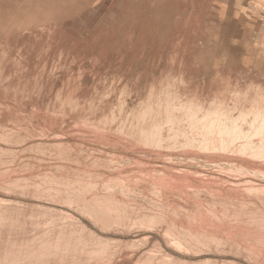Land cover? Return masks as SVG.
I'll return each instance as SVG.
<instances>
[{
  "label": "rangeland",
  "instance_id": "374dc122",
  "mask_svg": "<svg viewBox=\"0 0 264 264\" xmlns=\"http://www.w3.org/2000/svg\"><path fill=\"white\" fill-rule=\"evenodd\" d=\"M147 1L0 0V54L4 51L11 55L5 56L10 58L6 62L11 66L17 49L10 52L1 48L7 38H34L56 29L66 31L70 42L77 44V52L81 49L85 56L100 49V43L96 41L100 34L114 30L123 39V28L128 29L132 22L142 23L143 37L149 38L151 44H143L139 51L146 52L147 58L151 53L158 56L154 64L155 79L160 76L156 86L161 88V82H164L165 70L161 69H165L169 55H178L189 58L191 67L201 74L196 83L212 84L223 91L222 99L228 102L229 108L233 107L235 99L242 98L240 94L235 96L241 90L255 91L264 103V93H259L264 91V87H259L264 86V76L253 73L246 64L226 61L225 49L236 50L232 44L240 40L241 31L240 18L234 19L235 23L217 18V9L223 0H196V3L195 0H192L194 3L188 0ZM204 4L207 8L202 6ZM178 21L183 29L177 26ZM46 26L49 30L42 29ZM185 32L191 33L186 35ZM11 35L17 36L12 38ZM187 37L191 38L187 40ZM179 39L186 42L185 46L182 42L179 44ZM176 41L189 51L183 47L179 51ZM116 46L111 45L112 51H116ZM53 48L34 50L32 62L39 63L31 62L24 69L27 73H15V76H22L19 89L3 88V91L0 88V264H264V167L260 165H264V161L256 159L251 164V160L238 161L235 160L238 158L230 159L232 156L225 155L218 163L212 154L211 158L210 155L203 157L204 153L196 156L194 153L199 148L193 150L187 146L172 152L174 159H171L170 151L148 146L131 138L125 130L115 131L94 124L92 113L97 105H109L112 111L107 110L109 116H125V111L136 102L137 93L145 92V86L149 89L153 79L142 78L134 84L125 80L134 79L143 69L120 74V70L100 68L99 75L95 76L89 59L81 55L79 59L73 56L67 61L59 53L60 47L54 48L56 51ZM174 50L181 54H170ZM50 53L55 59L49 58ZM41 56L44 64L37 60ZM56 56L64 65L55 61ZM4 79L0 80V87ZM120 79L122 82L118 81ZM72 81L88 94L77 97L76 109H81L82 105L89 112L78 114L72 108L74 105L65 104L62 108L58 103L61 101L57 100L56 94L67 89V85L73 86ZM48 83L54 88L50 89ZM48 89L56 90L50 92ZM48 91L52 97L55 95V101ZM11 93L17 96L16 101ZM19 93L24 95V101ZM40 94L43 99L38 97ZM211 98L209 101L216 100ZM17 101H21V105ZM52 102H56V106ZM88 106L90 108H86ZM235 115L237 118V112ZM248 125L243 126L245 133L251 131ZM257 140L260 141L258 137L254 138L256 143ZM201 159L204 161L200 162ZM207 161L212 164L208 165ZM246 161H249L248 165ZM253 164L259 165L257 169L256 166L253 169ZM95 199L100 201L99 204ZM195 207L205 215L195 213ZM258 221L263 223L259 225Z\"/></svg>",
  "mask_w": 264,
  "mask_h": 264
},
{
  "label": "bare ground",
  "instance_id": "6f19581e",
  "mask_svg": "<svg viewBox=\"0 0 264 264\" xmlns=\"http://www.w3.org/2000/svg\"><path fill=\"white\" fill-rule=\"evenodd\" d=\"M181 1V0H180ZM179 1V2H180ZM185 1V0H183ZM191 1L192 3H194V1L192 0H188V2ZM198 1V0H197ZM147 2H150L147 1ZM190 2V3H191ZM155 3V2H154ZM152 3V4H154ZM184 3V2H183ZM196 3V0H195ZM128 4V3H127ZM146 6L148 3H145ZM151 4V6H152ZM178 4V3H177ZM186 4H188L186 2ZM199 4V3H198ZM184 5V4H183ZM195 5V4H194ZM193 5V6H194ZM205 5V4H204ZM203 7L207 8L206 5ZM145 6V7H146ZM186 6V5H185ZM183 6V8L185 7ZM188 6V5H187ZM192 6V5H191ZM192 6V7H193ZM199 6V5H198ZM126 7V6H125ZM182 7V6H181ZM189 7V6H188ZM195 7V6H194ZM201 7V6H200ZM186 8V7H185ZM204 8V9H205ZM193 9V8H192ZM202 11V8L200 9ZM198 12H201V11ZM123 11V10H122ZM155 11H157L155 9ZM181 11H183L181 9ZM194 11V10H193ZM143 12V11H142ZM153 12V11H151ZM135 14V13H134ZM200 14V13H199ZM205 14V12H204ZM179 15V14H178ZM201 15V14H200ZM149 16V15H148ZM195 16V15H194ZM176 17V16H175ZM189 17V16H188ZM136 18V17H135ZM138 18V17H137ZM148 18V17H147ZM195 18V17H194ZM201 18V17H200ZM188 19V18H187ZM191 19H193L191 17ZM120 20V19H119ZM145 20V19H144ZM195 20V19H193ZM181 21V20H180ZM190 21V19H189ZM187 21V23L189 22ZM196 21V20H195ZM124 22V21H123ZM147 22V21H146ZM183 22V20H182ZM185 22V21H184ZM183 22V23H184ZM192 22V21H191ZM197 23V22H195ZM200 23V22H199ZM203 23V22H202ZM141 24V27H140ZM138 26L136 24H134L132 22V24L130 25V27L128 29H122L121 31L122 33V37L123 39H121V37H119L118 35H116L114 33V30L112 32H106L107 34H100L97 38L96 41H98L100 44V49L99 50H94V52H92L91 54H85V56L82 55V53L80 52V50H78L79 52H77V44L70 42L69 38L67 37L66 31H59L56 29H52L49 30L46 26V28H42V29H48L49 31H47V34L44 33H40L38 34V36H34V38H24V37H18L16 39H11V38H7L2 44L3 49H6V51H16L15 49H17V53L15 52L14 54V60L11 61V66L9 65V62L7 63L6 60H10L5 58L7 54L4 53V51H2V54H0V80H2V87L0 88H4V89H11V88H18L20 86V80H22V76H18V74H16L17 76H15V73H20L23 72L25 67L30 66L31 62H32V58L34 55V50L36 48H44V50L46 51L47 49H50L52 47L56 48L60 47L61 49V54H63L65 56V59L68 61L69 58L71 57H76L74 59H79V56H83L84 59L87 58L90 60L89 64L90 66H92L93 69V75L98 76L99 75V71L100 68H104L106 71H119V73H123V72H127L128 71H133L134 73L138 72L140 69L142 70V73L140 71L139 74H137V77H135L134 79H130L128 80L127 78L125 79L127 82L129 83H133V82H137L139 80H141L142 78L147 79L148 77H151L152 83L149 87V89H145V87H143V89L145 90V92H141V93H137L136 95V102H133V105L131 108H128V106L126 107V110L128 108V111H125V116H116V115H107V110L109 111L111 107H109V105L106 106L103 105L100 107V105H97V107L93 110L94 113H92V119H94V124L96 125H103L105 128L111 129V130H125L126 132L129 133V135L134 138H137V140H139L140 142H144L146 145L148 146H152L153 148H157L159 149V151H164L168 150L170 151V155L173 154L172 152H175L176 150H178V148L180 147H185L187 146L188 148H193V150H195L196 148H199L198 150L195 151L194 154H196V156H198L197 154L199 153H204L205 155L203 157H209L211 158V154L213 156V158H217L218 159V163L219 160L222 159L223 156H232V158L230 159H235L238 160L239 159H248L251 160V164L252 161H257L256 159H262L264 161V103H263V98L261 97V99L257 98V94H255V91H252V93H248V91H242L241 93H237L235 94V96H241V99H235L234 100V105L232 108H229L227 106L228 102L226 100H223V91L220 89H215V86L210 84V85H205L202 86L199 83H196V79L198 77V75L200 73H197V70L193 69L191 67V63H189L188 59H186L185 57H180L178 55H175L176 50L170 52V54L175 53V57H172L169 55V57L167 58V64L165 63L166 67L165 69L162 68L161 70H165V75L164 74H160V75H164V82H161V88L156 86L159 84H155V82L157 81V78L160 77L159 75L156 77L155 79V61L157 60L156 54L151 53L150 58H147L148 54L146 52H142L141 50L139 51L140 48H142L143 44H151V40H149V38L147 37H143L144 35L142 34V28L144 25H142V23H140ZM177 24H179V21L177 22ZM176 24V25H177ZM201 24V23H200ZM58 25V24H57ZM57 25H53L52 27H55L57 29L59 28H63L62 26H57ZM65 25V24H63ZM199 25V24H198ZM202 25V24H201ZM112 26V25H111ZM180 27V24L177 25ZM184 26H186V24L184 23ZM177 27V29L179 30L180 28ZM195 27V26H194ZM200 27V25H199ZM202 27V26H201ZM112 28V27H111ZM191 28V27H190ZM190 28L188 30H190ZM41 29V30H42ZM64 29V28H63ZM110 29V28H109ZM183 29V27H182ZM180 29V30H182ZM66 30V29H65ZM178 30H176V32H178ZM55 31V32H54ZM183 31V30H182ZM192 31V30H191ZM202 31V30H201ZM100 32V30H99ZM175 32V33H176ZM181 32V31H180ZM194 32V31H193ZM192 32V33H193ZM198 32V31H197ZM20 35H22L21 32H19ZM73 33V32H72ZM188 33V32H187ZM185 32L186 35H188ZM202 33V32H201ZM70 34V33H69ZM173 34V33H172ZM194 34V33H193ZM192 34V35H193ZM18 35V33H17ZM15 35V36H17ZM24 35V34H23ZM34 35V34H32ZM146 35V34H145ZM177 35V34H176ZM175 35V36H176ZM191 35V34H190ZM204 35V34H203ZM14 35H11L10 37H13ZM26 37V35H24ZM71 36V35H70ZM97 36V35H96ZM151 36V35H150ZM195 36V35H194ZM29 37V36H28ZM73 37V35H72ZM156 37V36H155ZM186 37V36H184ZM206 36H204L205 38ZM71 38V37H70ZM75 38V37H73ZM151 38V37H150ZM182 38V37H181ZM191 37H189L190 39ZM76 39V38H75ZM187 37V40H189ZM195 39V38H194ZM88 40V39H86ZM90 40V39H89ZM88 40V41H89ZM183 40V39H182ZM91 41V40H90ZM94 41V40H93ZM191 41V40H190ZM178 42H180L179 44H181L182 41H180V39L178 40ZM178 42L176 41L175 43L178 44ZM192 42V41H191ZM195 42V41H194ZM2 43V42H1ZM167 43V42H166ZM79 44V43H78ZM88 44V43H87ZM92 42L89 44L91 45ZM116 46V51H112V46L114 45ZM177 46L178 50L180 48L183 47V49H187L184 48V44H186V42H182V45ZM191 43H189L190 46ZM95 45V43L93 44ZM176 45V44H175ZM188 45V44H187ZM167 46V44H166ZM187 46V47H189ZM193 46V45H192ZM84 47V46H83ZM53 48V49H54ZM81 48V46H80ZM99 48V47H98ZM160 48V47H159ZM165 48V47H164ZM170 48V47H169ZM190 48V47H189ZM79 49V48H78ZM158 49V48H157ZM163 49V48H162ZM14 50V51H13ZM55 50V49H54ZM53 50V51H54ZM58 50V51H60ZM172 50V49H171ZM184 50V51H185ZM189 51V49H187ZM48 51V50H47ZM52 51V52H53ZM56 51V50H55ZM82 51V50H81ZM90 51V50H89ZM92 51V50H91ZM158 51V50H157ZM170 51V49H169ZM168 51V53H169ZM179 51H182L179 50ZM183 51V52H184ZM191 51V50H190ZM8 52V53H10ZM40 52H43L42 50ZM51 52V51H50ZM182 52V53H183ZM4 53V54H3ZM44 53V52H43ZM58 53V52H57ZM58 53V54H59ZM186 53V52H185ZM11 54V53H10ZM12 54V55H13ZM40 55V53H38ZM37 54V55H38ZM42 54V53H41ZM57 54V55H58ZM177 54H181V52H178ZM188 54V53H186ZM53 55V53H50V57L49 58H54L55 57H51ZM56 55V54H55ZM163 55V54H162ZM190 55V54H188ZM192 55V54H191ZM11 56V55H8ZM44 56V55H42ZM41 56V57H42ZM48 56V54H47ZM47 56H45V58H47ZM161 56V55H159ZM40 57V58H41ZM58 57H62L63 56H58ZM81 57V58H83ZM188 57V56H186ZM39 58V57H38ZM37 59L42 61L43 57L41 59ZM161 58V57H160ZM159 58V59H160ZM165 58V57H164ZM51 59H46L50 60ZM63 59V60H65ZM72 59V61L74 60ZM83 59V60H84ZM166 59V58H165ZM36 60V59H33ZM70 60V59H69ZM82 60V59H81ZM162 60V59H161ZM45 61V60H44ZM44 61L43 64H44ZM49 61V62H50ZM55 61H59L57 56H56V60ZM38 61H36L37 63ZM60 62V61H59ZM66 62V61H65ZM82 62V61H81ZM33 63V62H32ZM33 63V64H36ZM39 63V62H38ZM41 63V62H40ZM53 63V61H52ZM61 63V62H60ZM64 63V62H62ZM61 63V64H62ZM76 63V62H75ZM160 63V61H159ZM158 63V64H159ZM47 64V63H45ZM54 64H56L54 62ZM52 64V65H54ZM70 64V63H69ZM67 64V65H69ZM58 65V64H56ZM64 65V64H62ZM65 65V66H67ZM75 65V64H74ZM157 66V65H156ZM61 67V65H60ZM63 67V66H62ZM61 67V68H62ZM158 68V67H156ZM27 69V68H26ZM30 69V68H29ZM79 69V68H78ZM80 70V69H79ZM30 71V70H29ZM81 71V70H80ZM161 71V72H162ZM25 72V71H24ZM84 72V71H83ZM87 72V71H86ZM160 72V73H161ZM27 73V72H25ZM25 73H23L22 75H24ZM81 73V72H80ZM91 73V72H90ZM129 73V72H127ZM125 73V74H127ZM65 74V73H64ZM63 74V75H64ZM67 74V73H66ZM65 74V75H66ZM78 74V73H77ZM85 74V73H83ZM92 74V73H91ZM98 74V75H96ZM103 74H105V72H102V76H104ZM116 73H114L115 75ZM68 75V74H67ZM66 75V76H67ZM81 75V74H80ZM123 75V74H122ZM121 75V79H123V76ZM151 75V76H150ZM201 75V74H200ZM79 76V75H78ZM89 76V74H88ZM106 76V74H105ZM104 76V77H105ZM112 76V75H111ZM50 77V76H49ZM64 77V76H63ZM101 77V76H100ZM108 77V75H107ZM116 79L118 78L115 75ZM113 77V78H115ZM250 77V76H249ZM56 78V77H55ZM65 78V77H64ZM67 78V77H66ZM97 78V77H96ZM102 78V77H101ZM120 78V77H119ZM252 78V77H251ZM24 79V78H23ZM50 78H48L47 82L49 81ZM82 79V78H81ZM92 79V78H91ZM112 79V77H111ZM120 80V82H122ZM162 79V78H161ZM160 79V80H161ZM42 80H46V79H42ZM67 80V79H66ZM64 79V81H66ZM72 80V79H71ZM69 80V81H71ZM76 80V79H75ZM74 80V81H75ZM100 80V79H98ZM108 80V79H107ZM110 80V79H109ZM114 80V79H112ZM148 80V79H147ZM146 80V81H147ZM24 81V80H23ZM63 81V82H64ZM72 81V82H74ZM116 81V80H115ZM125 81V83H126ZM257 82H259V80H256ZM262 81V80H260ZM6 82V84H5ZM97 82V81H96ZM168 82V83H167ZM179 82V83H178ZM208 82V81H207ZM213 82V81H211ZM22 83V82H21ZM67 83V82H66ZM75 83V82H74ZM149 83V81H148ZM157 83V82H156ZM160 83V82H159ZM166 83V84H164ZM210 83V82H209ZM208 83V84H209ZM261 83V82H260ZM49 84V83H48ZM71 84V83H70ZM127 84V83H126ZM134 84V83H133ZM132 84V85H133ZM140 84V83H139ZM263 84V81H262ZM50 85V84H49ZM53 85V84H51ZM50 85V86H51ZM95 85L98 84L95 83ZM146 85V84H145ZM261 85V84H260ZM23 86V85H22ZM66 86V85H65ZM67 89L65 88V90L63 89L62 91L58 92L56 94L57 100H60L61 102L58 101V103H60V105L62 106V108H64L63 106L65 104H72V108L75 109V112L79 113H85V112H89L88 110H84L85 107H83L81 105V110L79 108V110L76 109V102L75 101L78 97L80 96H85L86 94L84 92L81 91L80 87L77 82L73 85V86H69L67 85ZM100 86V84H99ZM149 86V85H148ZM248 86H252V85H248ZM259 86V85H258ZM46 87V86H45ZM48 87V86H47ZM46 87V88H47ZM53 86L50 87V89ZM102 87V86H101ZM106 87V86H104ZM128 87V85H127ZM132 87V86H131ZM259 87H264V86H259ZM258 87V89H259ZM22 89L24 87H21ZM30 88V87H28ZM49 88V87H48ZM54 88V87H53ZM56 88V87H55ZM160 88V89H158ZM248 90L249 87H247ZM254 88V87H253ZM3 89V91H4ZM19 89V88H18ZM25 89V88H24ZM45 89V88H44ZM48 89V90H50ZM108 89V88H107ZM112 89V88H110ZM108 89V90H110ZM115 89V88H114ZM245 89V88H243ZM256 89V88H255ZM47 90V89H46ZM54 90V89H52ZM52 90H50V92H52ZM56 90V89H55ZM54 90V91H55ZM90 90H92L90 88ZM108 90L102 91L105 93H109ZM113 90V89H112ZM130 90V89H128ZM254 90V89H253ZM15 91V90H13ZM11 90V92H13ZM17 91V89H16ZM15 91V92H16ZM24 91V90H23ZM95 91V90H94ZM92 93H95V92ZM126 91V90H125ZM260 91V90H259ZM262 91V90H261ZM9 92V91H8ZM6 92V93H8ZM14 92V93H15ZM19 92V91H18ZM49 92V91H48ZM46 92V93H48ZM49 92V93H50ZM57 92V91H56ZM88 92V91H85ZM111 92V91H110ZM114 92V91H113ZM2 94H4L1 91ZM5 93V94H6ZM101 93V90H100ZM104 93V94H105ZM122 93V92H120ZM208 93V94H207ZM264 93L263 92H259ZM13 94V93H11ZM16 95L17 92L15 93ZM37 94V93H36ZM53 94V93H52ZM98 94V93H97ZM132 94V93H131ZM251 94V95H250ZM258 94V95H260ZM7 95V94H6ZM23 95V94H22ZM47 95V94H46ZM45 95V98H46ZM88 95V94H87ZM86 95V97H87ZM108 95V94H107ZM123 95V94H122ZM208 95V96H207ZM5 97V95H3ZM2 96V97H3ZM10 96V95H9ZM19 96L20 93H19ZM18 96V98H19ZM27 96V95H26ZM37 96V95H36ZM35 96V97H36ZM42 95H38V97ZM51 96V93H50ZM55 96V95H54ZM54 96L52 97V100L55 101ZM93 96V95H92ZM95 97L96 94H94ZM101 96V95H98ZM105 96V95H104ZM17 97V96H16ZM16 97H14L13 94V98L15 99ZM23 96H21L20 98L23 100ZM39 97V98H41ZM55 97V98H56ZM91 97V96H90ZM109 97V96H108ZM212 97L211 99H216L213 101H209V98ZM6 98V97H5ZM10 98V97H8ZM7 98V99H8ZM30 99H32L31 97H29ZM37 98V97H36ZM44 98V97H43ZM41 98V99H43ZM48 98V96H47ZM112 98V97H111ZM117 98V97H116ZM40 99V100H41ZM83 99V98H82ZM81 99V100H82ZM103 99V98H102ZM105 99V98H104ZM107 99V98H106ZM105 99V100H106ZM20 100V99H18ZM26 100V99H25ZM29 100V99H28ZM38 100V99H37ZM100 100V99H98ZM124 100V99H123ZM135 100V99H134ZM16 101V99H15ZM24 101V100H23ZM32 101V100H31ZM45 101V100H44ZM43 101V102H44ZM80 101V100H79ZM103 102V100H101ZM21 102V101H20ZM20 102L17 101V104ZM30 102V101H29ZM34 102V101H33ZM49 102V101H48ZM84 102V101H82ZM99 102V101H97ZM121 102V101H119ZM127 102V101H126ZM212 102V104H210ZM32 103V102H31ZM29 103V104H31ZM36 100H35V106L36 105ZM39 103V102H38ZM53 103V102H52ZM101 103V102H100ZM99 103V104H100ZM110 104V102H108ZM114 103V102H113ZM129 103V102H128ZM18 104V105H19ZM47 104V103H46ZM45 104V105H46ZM56 104V102H55ZM53 103V105H55ZM87 104V103H86ZM89 104V103H88ZM105 104V103H103ZM127 104V103H126ZM210 104L209 107H207ZM247 104H250V106L248 107ZM21 105V104H20ZM34 105V104H32ZM40 106V104H38ZM43 105V103H42ZM50 105V104H49ZM84 105V104H83ZM96 105V103H95ZM111 105V104H110ZM122 105H125V103H122ZM24 106V105H23ZM38 106V107H39ZM56 106V105H55ZM61 106H59L58 108H61ZM42 107H46V106H42ZM67 107V106H65ZM83 107V108H82ZM118 107V106H117ZM40 108V107H39ZM70 107H68L67 109L69 110ZM71 108V109H72ZM86 108H90V106L86 107ZM122 108V107H121ZM120 108V109H121ZM5 109V108H4ZM43 109V108H42ZM93 109V108H92ZM118 109V108H117ZM119 109V110H120ZM6 110V109H5ZM45 110V109H44ZM53 110H55L54 106H53ZM64 110V109H63ZM62 111V109H61ZM60 111V112H61ZM111 111V110H110ZM123 111V109H122ZM122 111L118 112L121 113ZM112 112V111H111ZM237 112L238 117L236 118L235 113ZM58 113V112H57ZM64 114H66L65 112H63ZM61 113V114H63ZM68 113V112H67ZM72 113V112H71ZM109 113V112H108ZM73 114V113H72ZM69 116V115H68ZM74 116V115H72ZM27 117V116H26ZM70 117V116H69ZM87 118V117H86ZM85 118V119H86ZM90 118V116H89ZM1 119V116H0ZM25 119V118H24ZM79 119V118H78ZM81 119V118H80ZM83 119V120H85ZM22 120V119H21ZM1 121V120H0ZM23 121V120H22ZM91 122V121H89ZM12 124V123H10ZM86 124H89L88 122H86ZM250 127V133H245L244 132V125H247ZM14 125V124H13ZM17 125V124H16ZM21 126V124H20ZM90 126V125H88ZM92 126V125H91ZM19 127V126H18ZM96 127V126H94ZM1 128V127H0ZM88 128V127H87ZM91 129V128H90ZM97 129V128H96ZM107 131V130H106ZM2 137V136H1ZM258 137L260 139L257 140L259 142H255L254 138ZM3 138V137H2ZM5 139V138H4ZM3 140V139H2ZM5 140H8L7 138ZM136 140V139H135ZM128 141V140H127ZM25 142V141H24ZM114 142V141H113ZM138 142V141H137ZM116 143V142H115ZM139 144V143H138ZM55 146V145H54ZM189 146V147H188ZM191 146V147H190ZM40 148V147H39ZM186 148V147H185ZM28 149V148H27ZM26 150V149H25ZM28 151V150H27ZM38 151V150H37ZM36 151V152H37ZM199 151V152H198ZM41 152V151H40ZM198 152V153H196ZM193 154V155H194ZM200 154V155H201ZM199 155V156H200ZM208 155V156H206ZM165 156V155H164ZM169 157V155H166ZM172 156V155H171ZM14 157V156H13ZM12 157V158H13ZM202 158V155L200 156ZM160 158V157H159ZM174 159V157L172 156L171 159ZM178 158V156H177ZM185 158V157H183ZM193 157V161H194ZM197 158V157H196ZM199 158V157H198ZM221 158V159H220ZM179 159H181L179 157ZM215 159V161L217 160ZM224 159V158H223ZM212 160V159H210ZM244 160V161H245ZM38 161V160H36ZM197 161V160H196ZM200 161V160H199ZM204 161L203 159H201L200 162ZM224 161V160H223ZM222 161V162H223ZM208 162V161H207ZM213 162V161H212ZM127 163V162H126ZM208 165H211V162H208ZM218 163L215 165H217V167H220L218 165ZM231 163V162H230ZM236 163V162H234ZM249 163V161H246V164ZM225 164V162H224ZM228 165H230L229 163H226ZM232 164V163H231ZM255 164V162H254ZM253 164V165H254ZM194 165V164H193ZM204 165H206L204 163ZM237 165V164H236ZM234 165V166H236ZM240 165V164H238ZM248 165V164H247ZM246 165V166H247ZM264 167L263 164H260ZM214 166V163H213ZM212 166V167H213ZM231 166V165H230ZM246 166L244 165L243 167L246 168ZM256 166V169L259 165H254L253 169H255L254 167ZM215 167V166H214ZM238 167V166H237ZM236 167V168H237ZM262 167V168H263ZM51 168V167H50ZM248 170V167L246 168ZM260 169V168H258ZM245 170V169H244ZM250 172V170H249ZM252 173V172H251ZM243 175V174H241ZM247 176V175H246ZM245 176V177H246ZM249 176V175H248ZM251 176V175H250ZM53 179V178H52ZM53 181V180H52ZM56 181V180H55ZM54 181V182H55ZM57 183V182H55ZM73 184V183H72ZM249 195V194H248ZM237 197V196H236ZM85 198V197H84ZM254 198V196L252 197ZM92 199V198H91ZM94 199V197H93ZM98 199V198H97ZM95 199V200H97ZM260 200V199H259ZM92 201V200H91ZM102 201H104L102 199ZM94 202V201H93ZM100 201L97 200L96 203H98ZM95 204V202H94ZM99 204V203H98ZM106 204V202H105ZM108 204V203H107ZM96 205V204H95ZM5 206V205H4ZM104 205H102L103 207ZM105 207V206H104ZM106 208V207H105ZM195 213L199 214V215H205L203 214V212L200 209H197L198 207H195ZM257 208V207H256ZM100 209V208H99ZM107 209V208H106ZM222 209V208H220ZM103 210V209H102ZM110 211V210H109ZM238 211V210H237ZM260 211V210H259ZM99 212V211H98ZM102 212V211H101ZM207 212V211H206ZM232 212V211H231ZM239 212V211H238ZM254 212V211H252ZM264 212V211H263ZM105 213V212H104ZM102 214L103 217H106L105 214ZM220 213V212H218ZM251 213V212H250ZM260 213V212H258ZM90 214V213H89ZM209 214V213H208ZM241 214V213H239ZM243 214V213H242ZM245 214V213H244ZM255 215H257V212L254 213ZM253 214V215H254ZM98 216V215H97ZM222 216V215H221ZM233 216V215H232ZM231 216V217H232ZM237 216V215H236ZM240 216V215H239ZM246 216V215H245ZM244 216V218H245ZM259 216V215H258ZM225 217V216H222ZM230 217V218H231ZM241 217V216H240ZM255 217V216H254ZM261 217V215H260ZM234 218V216H233ZM243 218V217H241ZM248 218H250L248 216ZM253 218V217H252ZM229 219V218H228ZM238 219V218H237ZM264 219V218H263ZM262 219V220H263ZM18 220V219H17ZM232 220V219H231ZM258 220V219H257ZM260 220V219H259ZM261 220V221H262ZM248 220H245V222ZM260 221V223H261ZM264 221V220H263ZM42 222V221H40ZM243 223V221H241ZM257 222V221H256ZM241 223V224H242ZM259 221L258 224L260 225ZM263 223V222H262ZM261 223V224H262ZM256 224V223H255ZM257 224V225H258ZM258 225V226H259ZM257 226V227H258ZM251 227V226H250ZM27 228V227H26ZM26 228H24L26 230ZM256 228V226H255ZM258 229V228H256ZM259 229L260 226H259ZM258 229V230H259ZM19 231V230H18ZM262 231L264 232V229L262 227ZM253 232V231H252ZM256 233V232H255ZM22 234V233H21ZM24 234V233H23ZM18 236V235H17Z\"/></svg>",
  "mask_w": 264,
  "mask_h": 264
},
{
  "label": "crops",
  "instance_id": "0c3cea01",
  "mask_svg": "<svg viewBox=\"0 0 264 264\" xmlns=\"http://www.w3.org/2000/svg\"><path fill=\"white\" fill-rule=\"evenodd\" d=\"M217 18L233 23L240 18V40L232 44L235 51L225 49L226 61L246 64L264 76V0H223Z\"/></svg>",
  "mask_w": 264,
  "mask_h": 264
}]
</instances>
